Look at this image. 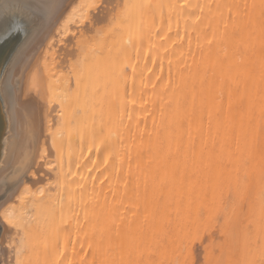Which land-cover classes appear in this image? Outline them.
Returning a JSON list of instances; mask_svg holds the SVG:
<instances>
[{"label": "bare ground", "instance_id": "1", "mask_svg": "<svg viewBox=\"0 0 264 264\" xmlns=\"http://www.w3.org/2000/svg\"><path fill=\"white\" fill-rule=\"evenodd\" d=\"M63 11L4 78L14 263L264 264V0Z\"/></svg>", "mask_w": 264, "mask_h": 264}, {"label": "water", "instance_id": "2", "mask_svg": "<svg viewBox=\"0 0 264 264\" xmlns=\"http://www.w3.org/2000/svg\"><path fill=\"white\" fill-rule=\"evenodd\" d=\"M37 20L19 6H9L0 10V35L12 38L5 42L0 39V164L4 159L10 132L11 113L4 88V78L12 61L34 30Z\"/></svg>", "mask_w": 264, "mask_h": 264}, {"label": "rangeland", "instance_id": "3", "mask_svg": "<svg viewBox=\"0 0 264 264\" xmlns=\"http://www.w3.org/2000/svg\"><path fill=\"white\" fill-rule=\"evenodd\" d=\"M74 1L75 0H57L56 4H55V6L56 5L57 6L53 10L52 9L51 10H47L48 9L47 8L46 9L47 11H45V7H44V4H45L44 2L45 1L43 2V5H42V2H38V0H33V2L30 1V0L29 1H27V0H0V10L12 5V6H19V7L23 8V9H25L26 11H28L32 16L38 17L40 19L44 18L45 16L46 17H51V16L53 17V14H56L58 12L59 13L56 14V16H58L60 14V12H61V15L59 16V17H61L63 15V12H64L63 10L67 7V3L70 4V3L74 2ZM35 8L39 9L40 11L36 10ZM42 9H44V10H42ZM114 10H116V9H114ZM42 11H43V13H42ZM39 14H41L43 16H41ZM16 68H17V65H15V69ZM24 77H25V79H23ZM26 81H27L26 76H24V74H23V76L21 78H19L18 81L16 80V83H13V84L11 83L10 87L13 86V88L15 90H16V88L17 89L19 88V90L21 91L22 95L25 96V94H27L26 93ZM22 84H23L24 88H22ZM21 88L23 90L25 89L24 93L22 92L23 90ZM11 89H12V87H11ZM10 180L11 179H8L7 181H4V182L10 184ZM3 225L5 226V223ZM3 225H0V264H15L16 263L15 262L16 261V259H15L16 256H15V250H14L15 249V246H14L15 242L13 243L11 241V243H13L14 245H12V244L8 245L9 243L7 244L6 242L10 241L9 239H12V236L15 237L14 235H17V233H15V231L12 230L13 228L9 227V226H6V228L9 227L8 228L9 233L7 232L8 230L5 232V230L3 228ZM10 232H11V234L13 232L14 233L12 235H10ZM10 236H11V238H10ZM18 236H20V235L18 234ZM13 240H16V237L13 238ZM4 241H5V243H4Z\"/></svg>", "mask_w": 264, "mask_h": 264}, {"label": "snow or ice", "instance_id": "4", "mask_svg": "<svg viewBox=\"0 0 264 264\" xmlns=\"http://www.w3.org/2000/svg\"><path fill=\"white\" fill-rule=\"evenodd\" d=\"M11 38L12 37L7 34L0 35V39H3L5 42H7V40H10Z\"/></svg>", "mask_w": 264, "mask_h": 264}]
</instances>
